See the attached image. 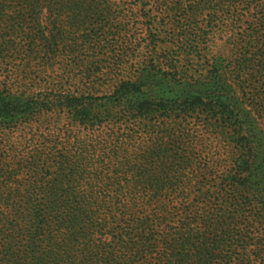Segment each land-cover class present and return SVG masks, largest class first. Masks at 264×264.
Returning a JSON list of instances; mask_svg holds the SVG:
<instances>
[{
  "label": "trees",
  "instance_id": "16d2710c",
  "mask_svg": "<svg viewBox=\"0 0 264 264\" xmlns=\"http://www.w3.org/2000/svg\"><path fill=\"white\" fill-rule=\"evenodd\" d=\"M145 1L125 5L132 11ZM119 5L0 0L7 30L0 57L47 66L66 51L71 31L78 41L74 13ZM150 5L168 15L184 8L187 24L165 36L158 20L160 32L148 31L146 46L168 41L177 54L152 50L156 59L150 53L133 74H112V95L95 99L105 117L122 120H98L67 95L54 104H70L80 120L58 127L33 120L51 110L43 112L44 98L29 99L24 85L0 88V136L19 134L17 148L0 153V264H264V0ZM99 29L80 44L104 41L106 26ZM216 36L226 40L212 55ZM177 59L201 69H180ZM191 117L202 119L213 153L189 120H179Z\"/></svg>",
  "mask_w": 264,
  "mask_h": 264
},
{
  "label": "rangeland",
  "instance_id": "374dc122",
  "mask_svg": "<svg viewBox=\"0 0 264 264\" xmlns=\"http://www.w3.org/2000/svg\"><path fill=\"white\" fill-rule=\"evenodd\" d=\"M110 1L120 4L119 7L112 6V10L93 13L94 16H88L89 14L82 12L74 13L73 17H76V19L73 20L75 21V28L78 29L76 30V37L74 39H78V41L75 43V41L69 40L73 35L72 33H74L73 31H71V34H67L69 39L66 51L63 52V55L52 59L49 65L43 66V63L40 62L27 64L16 54L0 57V88L7 87L16 90L19 86L24 85V90H26L29 99L44 98L45 102H49V104H46L47 107L44 108L43 112L51 110L44 114H39V116H42H36L37 118L35 117L33 120L58 122V127L63 126L65 128H67L72 120H80L77 116L73 115L75 113L71 109L70 104L66 107L54 104L55 99L67 95L81 98L88 109L95 110L101 115L98 120H122L115 116L110 118L105 117L103 114L105 110L101 108V102L95 100L96 98L112 95L114 90V87L111 85L112 83H110L112 74H133L137 68L135 62L146 58L149 60L151 57L149 54L152 50H155L158 55L151 53L153 59L156 56L172 58L174 57L172 55L177 54L176 47H172L168 41L162 44L161 49L146 46V33L148 31L159 33L160 28L157 21L164 19L167 26L161 34L171 36L174 28H180L187 24L184 8L168 15L165 12L153 10L150 5L152 0L145 1L147 4L144 3L143 6L132 11L125 5L128 0ZM208 13L204 11L198 14L199 23L205 22ZM62 19H65V17L63 16ZM213 19L218 24H225L220 14H214ZM100 26H106L105 32L107 35L105 34L104 41L96 44L94 48L84 43L80 44L81 38H84L86 33L99 31ZM174 32L173 34L177 35L178 31L174 30ZM0 34L7 37L6 25L3 23H0ZM218 38L216 36L210 43L209 51H212V55H216L219 50L220 52L223 51L221 44L226 39L221 42L218 41ZM132 53L135 55L134 60H132L133 58L130 61L126 58L122 59V56L125 54L130 56ZM119 59L120 61H118ZM177 60H180V62L178 63L177 61L176 66L180 69L188 70L190 73L201 69L196 63L184 62L181 59ZM52 110L53 112H51ZM179 120H189L190 128L195 129L198 138L202 140L201 142L207 146L208 150H211V153L214 152L216 143L213 138H209L205 129H203L202 119L191 117ZM48 132L43 131L41 134L46 135ZM49 133L53 135L58 134L57 129ZM84 134L81 130L74 131V135H80V137ZM18 136L19 134L14 130L4 137L0 136V153L5 152L9 148L16 149L19 141ZM5 138L7 142H4ZM197 148L199 149V147ZM197 151L196 149L195 152ZM253 235L257 236L255 233Z\"/></svg>",
  "mask_w": 264,
  "mask_h": 264
}]
</instances>
